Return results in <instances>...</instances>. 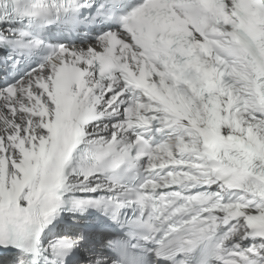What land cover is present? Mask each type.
<instances>
[{
    "label": "snow or ice",
    "instance_id": "obj_1",
    "mask_svg": "<svg viewBox=\"0 0 264 264\" xmlns=\"http://www.w3.org/2000/svg\"><path fill=\"white\" fill-rule=\"evenodd\" d=\"M0 264H264V0H0Z\"/></svg>",
    "mask_w": 264,
    "mask_h": 264
}]
</instances>
